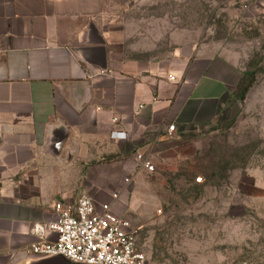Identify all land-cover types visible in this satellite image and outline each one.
Masks as SVG:
<instances>
[{"label":"crops","instance_id":"crops-1","mask_svg":"<svg viewBox=\"0 0 264 264\" xmlns=\"http://www.w3.org/2000/svg\"><path fill=\"white\" fill-rule=\"evenodd\" d=\"M163 1L120 0V6ZM108 5L0 0V264L42 260L32 244L57 235L47 228L37 233L35 225L46 227L56 219L57 201L72 202L81 193L110 202L138 229L140 243L149 239L153 218L163 232L164 215L133 201L144 200L136 154L159 160L175 143L171 133L180 137L225 114L244 76L230 58L209 53L189 28L161 30L152 48L137 50L132 39L139 35L127 19L108 18ZM165 39L174 46L158 50ZM171 124L176 128L169 132ZM113 168L128 171L116 200L108 201L103 177ZM64 259L57 264H80Z\"/></svg>","mask_w":264,"mask_h":264},{"label":"rangeland","instance_id":"rangeland-1","mask_svg":"<svg viewBox=\"0 0 264 264\" xmlns=\"http://www.w3.org/2000/svg\"><path fill=\"white\" fill-rule=\"evenodd\" d=\"M108 3V18L127 19L139 35L132 39L137 50L152 48L161 30L189 28L209 53L230 58L253 79L244 97L236 89L225 114L180 137L171 133L175 143L153 161L154 171L140 170L144 200L133 201L164 215V230L156 231L162 222L152 217L139 248L152 264H264V0H167L129 10L120 0ZM158 42L161 51L174 46ZM127 171L103 177L106 200H116Z\"/></svg>","mask_w":264,"mask_h":264},{"label":"built area","instance_id":"built-area-1","mask_svg":"<svg viewBox=\"0 0 264 264\" xmlns=\"http://www.w3.org/2000/svg\"><path fill=\"white\" fill-rule=\"evenodd\" d=\"M169 79L176 81L174 75ZM117 120V118H115ZM176 126L169 125V132ZM139 168L154 171L150 157L136 154ZM132 176L125 182L130 183ZM202 182V178H196ZM117 198V193L114 194ZM56 219L44 227L37 224L34 230L43 233L45 228L56 233L54 241L40 239L31 251L40 258L61 255L80 264H151L147 254L139 248L138 229L127 218L116 214L111 203H100L87 193H81L72 202L55 203ZM241 264H253L244 262Z\"/></svg>","mask_w":264,"mask_h":264},{"label":"water","instance_id":"water-1","mask_svg":"<svg viewBox=\"0 0 264 264\" xmlns=\"http://www.w3.org/2000/svg\"><path fill=\"white\" fill-rule=\"evenodd\" d=\"M64 139H61L57 144L58 148L62 145ZM63 257V258H62ZM67 259L64 256L61 255H56V256H52V257H46V258H42V260H40L37 264H57L60 261H62L63 259ZM64 259V260H65ZM66 261H71L69 259H67ZM73 262V261H72ZM67 263V262H66ZM76 263V262H74Z\"/></svg>","mask_w":264,"mask_h":264},{"label":"trees","instance_id":"trees-1","mask_svg":"<svg viewBox=\"0 0 264 264\" xmlns=\"http://www.w3.org/2000/svg\"><path fill=\"white\" fill-rule=\"evenodd\" d=\"M253 83V79L247 81V74L244 72V76L238 85L239 92H241V96L244 97L247 91L250 89Z\"/></svg>","mask_w":264,"mask_h":264}]
</instances>
